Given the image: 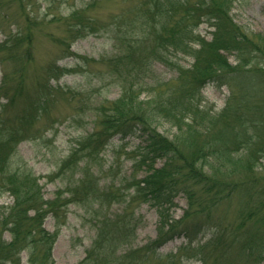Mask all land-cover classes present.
I'll return each instance as SVG.
<instances>
[{
	"label": "trees",
	"instance_id": "trees-1",
	"mask_svg": "<svg viewBox=\"0 0 264 264\" xmlns=\"http://www.w3.org/2000/svg\"><path fill=\"white\" fill-rule=\"evenodd\" d=\"M96 1L87 0L85 7L70 11L74 38L95 33L94 19L85 12L92 10ZM229 2L137 0L131 17L121 19L126 22L119 23V42L111 57V72L119 81L120 95L101 113L100 127L79 142L82 186L65 190L75 195L69 199L62 197L60 189L52 198H44L37 176L25 162H17L16 147L26 137L34 110L25 107L12 119L4 116V107L14 102L16 93H10L6 74L2 75L0 98L5 99L0 101V192H6L11 202L0 205V264H22V252L27 264H53L51 249L58 225L65 221L66 205L85 200L98 203L101 196L113 197L112 190L99 191L98 179L86 175L94 152L117 134L144 138L132 159L145 164L147 171L141 178L130 177L122 188H132L129 203L136 200L156 207V236L144 245L130 247L137 227L133 213L116 214L114 218L105 215L96 223L97 232L85 251L84 264H144L154 257L160 261L159 247L175 235L186 240L174 253L164 256L166 264H178L176 259L184 256L197 257L201 264H234L241 257V264H258L264 259V175L259 172L264 159V30L247 34L229 15ZM203 21L213 27L209 40L195 33ZM22 39L17 34L6 35L0 49L10 50ZM170 51L190 56L191 63L183 67L172 61ZM231 51L234 64L225 55ZM3 60L0 56L1 63ZM152 61L175 67L174 86L166 91L161 88L164 82L147 87L145 74ZM22 67L19 64L16 70L22 71ZM18 75L16 89L20 94L22 74ZM210 81L230 88L220 111L202 105L201 89ZM142 91L152 96L140 99ZM161 122L175 128L172 136L158 130ZM158 159L162 162L156 166ZM70 161L62 162L59 173L70 166ZM179 194L186 198L187 206L175 218L169 209L176 205ZM123 195L115 193L117 198ZM232 197L239 204V222L237 230L230 231L223 229L212 213L221 201ZM47 214L55 219L54 232L43 227ZM4 231L9 239L2 238ZM205 231L211 236L192 244Z\"/></svg>",
	"mask_w": 264,
	"mask_h": 264
},
{
	"label": "rangeland",
	"instance_id": "rangeland-1",
	"mask_svg": "<svg viewBox=\"0 0 264 264\" xmlns=\"http://www.w3.org/2000/svg\"><path fill=\"white\" fill-rule=\"evenodd\" d=\"M86 1L0 0V42L9 34L23 37L10 50L0 49V56L4 58L2 63L0 61V84L5 73L6 86L10 87V93H16L14 102L4 107V116L12 119L25 107L34 110L33 121L27 128L26 137L17 144L15 156L17 162H25L37 176L46 199L52 198L57 189L61 190L62 197L69 199V196H75L65 190L82 186L79 181L80 173H83L80 166L81 152L77 150L79 142L93 129L100 127L101 113L120 95L119 81L111 72V57L115 55L119 42V23L124 24L127 17H131L130 11H133L137 0H97L90 7L92 10L85 12L94 19L95 33L74 38L68 16L71 10L85 7ZM229 1V15L248 31L247 34L264 30V0ZM121 19H125L124 22ZM212 30L213 27L203 21L195 33L209 40ZM225 55L231 64L235 63L233 51L225 52ZM169 58L183 67H188L192 61L190 56L182 53L174 55L172 51L169 52ZM19 64L23 66L22 71L16 70ZM18 73L22 74L20 94L16 89V81L20 78ZM145 75L147 87L155 82H164L166 84H162L161 88L167 89L174 86L176 69L160 61H152ZM229 94L228 85L210 81L201 89L202 105L220 111ZM151 96L142 91L139 98L148 99ZM4 99L1 97L0 101ZM157 128L168 137L175 131L167 122L159 123ZM143 139L139 134L124 137L121 134L113 135L107 141L104 140V144L91 156L94 159L86 177H96L98 190H112L113 197L105 199L101 196L98 203L85 200L66 205L65 221L58 225L51 249L53 264H84L82 259L85 251L97 232L96 223L105 215L114 218L116 214L133 213L137 227L135 237L128 245L130 247L144 245L155 238L159 217L156 207L149 202L136 200L129 203L132 188H122L130 181V177L141 178L147 171L145 164L134 163L132 159L135 148L144 144ZM73 152L74 155L69 156ZM69 158L72 160L70 166L59 173L60 165ZM161 162L158 159L155 165L159 166ZM259 172L264 175V159ZM115 193L124 194L123 197L126 195L125 200L115 197ZM10 202L11 197L6 192H0V205ZM175 204L169 212L177 218L187 206L186 198L182 194L177 195ZM238 212L239 204L232 197L221 201L212 216L223 229L233 231L238 228ZM256 226L259 228L260 224ZM43 227L49 232L57 228L51 214L44 218ZM210 236V231L201 232L192 244L205 242ZM9 237L7 231L2 233V238ZM185 240L183 235H175L159 247L158 252L162 254L160 261L154 257L144 264L155 261L166 264L164 256L169 252L174 253ZM119 250L121 248L117 252ZM234 252L235 249L233 255ZM180 258L176 259L178 264H201L197 257ZM21 259L22 264H27L24 252L21 253ZM241 260L242 257L234 264H241ZM258 264H264V259Z\"/></svg>",
	"mask_w": 264,
	"mask_h": 264
}]
</instances>
